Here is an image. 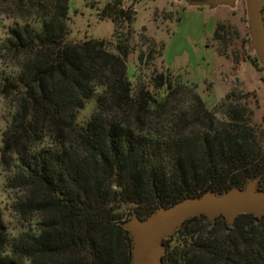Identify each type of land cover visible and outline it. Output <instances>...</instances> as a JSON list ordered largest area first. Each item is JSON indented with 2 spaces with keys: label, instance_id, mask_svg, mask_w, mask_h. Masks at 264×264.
<instances>
[{
  "label": "trees",
  "instance_id": "1",
  "mask_svg": "<svg viewBox=\"0 0 264 264\" xmlns=\"http://www.w3.org/2000/svg\"><path fill=\"white\" fill-rule=\"evenodd\" d=\"M8 3L41 27L16 22L4 43L20 58L15 74L0 75V95L14 97L1 158L22 224L11 237L0 217V264H132L131 219L249 182L264 191V132L245 104L228 95L210 111L168 73L135 89L125 47L66 41L67 0ZM118 8L108 13L116 25ZM161 246L163 264H264V214L188 219Z\"/></svg>",
  "mask_w": 264,
  "mask_h": 264
},
{
  "label": "rangeland",
  "instance_id": "2",
  "mask_svg": "<svg viewBox=\"0 0 264 264\" xmlns=\"http://www.w3.org/2000/svg\"><path fill=\"white\" fill-rule=\"evenodd\" d=\"M211 1L67 0L66 41H103L114 53H118L116 46L125 47L127 77L135 89L150 86L156 75L168 73L173 84L193 86V92L210 111L232 95L252 111V126L264 132V64L252 46L247 0ZM110 6L123 12L124 18L117 25L108 16ZM24 10L14 13L16 9L8 0H0L2 76L15 74L20 63V58L4 49L10 28L16 22L19 26L30 24L36 30L41 27L37 16ZM152 47L156 51L150 58ZM150 91L154 93L156 89L150 87ZM13 99L12 94L5 98L0 95V217L3 232L11 237L18 234L22 223L11 211L16 193L5 186L10 173L1 158V135L14 112ZM94 110L91 99L80 111L79 119L86 121ZM216 116L222 118L219 112Z\"/></svg>",
  "mask_w": 264,
  "mask_h": 264
},
{
  "label": "water",
  "instance_id": "3",
  "mask_svg": "<svg viewBox=\"0 0 264 264\" xmlns=\"http://www.w3.org/2000/svg\"><path fill=\"white\" fill-rule=\"evenodd\" d=\"M233 0H213L211 3ZM264 0H247L252 46L264 64ZM242 213L257 217L264 214V191L255 182H249L243 191L231 190L224 195L205 193L201 197L185 198L169 207H160L141 221L133 218L124 229L133 237L132 264H163L161 240L186 220L206 216L210 220L222 215L229 224Z\"/></svg>",
  "mask_w": 264,
  "mask_h": 264
}]
</instances>
